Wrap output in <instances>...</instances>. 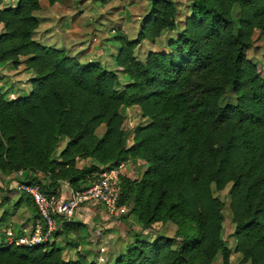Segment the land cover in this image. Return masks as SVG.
<instances>
[{
  "label": "trees",
  "instance_id": "trees-1",
  "mask_svg": "<svg viewBox=\"0 0 264 264\" xmlns=\"http://www.w3.org/2000/svg\"><path fill=\"white\" fill-rule=\"evenodd\" d=\"M5 1L0 62L25 64L34 77L28 96L10 100L0 89V174L23 173L45 194L60 195L64 184L83 190L107 167L142 161L141 179L121 175L118 208L130 207L145 231L171 225L175 234L153 242L136 236L115 264H230L225 204L214 195L230 188L236 253L244 264H264V69L248 59L255 33L264 35V0H191L182 29L174 1L151 0L137 39L116 34L117 71L34 39L43 2L60 0L3 8ZM173 32L178 37L166 50L137 58L144 42ZM121 73L130 80L125 87ZM229 94L234 102L224 104ZM132 108L148 124L132 131L129 146L123 110ZM13 194L35 207L19 189ZM81 230L74 220L61 222L55 237ZM22 236L0 244V264H98L83 256L66 261L56 242L18 245Z\"/></svg>",
  "mask_w": 264,
  "mask_h": 264
},
{
  "label": "rangeland",
  "instance_id": "rangeland-1",
  "mask_svg": "<svg viewBox=\"0 0 264 264\" xmlns=\"http://www.w3.org/2000/svg\"><path fill=\"white\" fill-rule=\"evenodd\" d=\"M172 1L177 5L178 27L182 29L190 15L191 0ZM18 3L19 0H6L3 8H15ZM150 7L151 0H122L109 5L102 4L100 0H60L54 7L43 2V10L37 14L41 26L34 39L44 46L66 50L70 57L78 59L81 64L100 63L109 71H117L116 56L121 43L116 39V34L123 32L131 40L137 39ZM177 37L178 32L165 33L155 42L146 41L136 51V56L139 60H145L152 52L166 50ZM248 59L264 69V35L260 31L255 33ZM119 75L123 87L130 83L127 75ZM33 77V72L25 64L19 70L10 63L0 62V89L10 100L28 96L32 91ZM233 102L232 94L224 100V104ZM123 114L131 132V146L132 131L138 126H146L148 120L142 117L138 108L124 109ZM104 132L105 128L102 127L98 135L102 136ZM86 165H91V161L80 163L82 167ZM146 169L147 166L142 161H132L126 164L124 174L133 180H139ZM17 181L15 174H0V244L4 241H15L24 234L18 225L26 213L17 206L21 194L13 196L14 191L18 190ZM40 181L46 184L45 180ZM229 189L223 192L214 190V195L225 204L223 239L232 252L230 264H244L241 255L236 253ZM130 211L129 207L119 209L115 214L101 208L79 212L74 221L82 226L81 232L72 234L69 238L62 237L57 244L63 249L65 260L77 261L83 256L98 264H115L136 236L150 242L155 241L159 234L174 236L175 228L171 225H157L153 229L143 230ZM214 264H223V260L220 258Z\"/></svg>",
  "mask_w": 264,
  "mask_h": 264
},
{
  "label": "built area",
  "instance_id": "built-area-1",
  "mask_svg": "<svg viewBox=\"0 0 264 264\" xmlns=\"http://www.w3.org/2000/svg\"><path fill=\"white\" fill-rule=\"evenodd\" d=\"M125 169L126 164L119 167H107L97 182L83 190L71 189L68 197L63 194H45L41 185L25 182L24 174L19 173L17 189L32 200L41 221L30 230H26L17 244L34 246L54 243L61 222H72L81 211L103 208L108 213L115 214L119 210L120 178Z\"/></svg>",
  "mask_w": 264,
  "mask_h": 264
},
{
  "label": "crops",
  "instance_id": "crops-1",
  "mask_svg": "<svg viewBox=\"0 0 264 264\" xmlns=\"http://www.w3.org/2000/svg\"><path fill=\"white\" fill-rule=\"evenodd\" d=\"M2 31H3V28L0 27V34L2 33ZM20 69L21 67L19 68V70ZM85 162L87 163L88 161H81L80 163H85ZM80 163H79V166H80ZM70 190H71L70 186L68 184H64L61 188V194L68 197L70 194ZM20 196H21L20 199H22V201H21V205L18 206V209H20V211H23V212L25 211L26 213L23 216V220L18 225L20 227V230H23V232H25L26 230H30L31 228H33V226L36 225L39 222V220L36 218L37 215H36L35 207L28 204V202L26 201L27 200L26 197H22V195ZM61 238L56 239L55 242L58 244L61 241Z\"/></svg>",
  "mask_w": 264,
  "mask_h": 264
}]
</instances>
